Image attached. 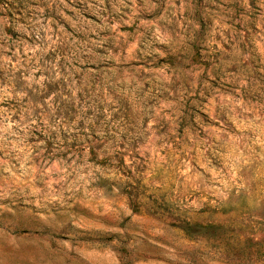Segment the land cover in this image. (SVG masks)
<instances>
[{"label": "rangeland", "instance_id": "rangeland-1", "mask_svg": "<svg viewBox=\"0 0 264 264\" xmlns=\"http://www.w3.org/2000/svg\"><path fill=\"white\" fill-rule=\"evenodd\" d=\"M0 264H264V0H0Z\"/></svg>", "mask_w": 264, "mask_h": 264}]
</instances>
